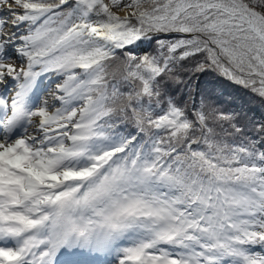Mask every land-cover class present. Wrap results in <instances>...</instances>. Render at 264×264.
Instances as JSON below:
<instances>
[{
    "label": "snow or ice",
    "instance_id": "1",
    "mask_svg": "<svg viewBox=\"0 0 264 264\" xmlns=\"http://www.w3.org/2000/svg\"><path fill=\"white\" fill-rule=\"evenodd\" d=\"M208 71L264 98V0H0V264H264V122Z\"/></svg>",
    "mask_w": 264,
    "mask_h": 264
},
{
    "label": "trees",
    "instance_id": "2",
    "mask_svg": "<svg viewBox=\"0 0 264 264\" xmlns=\"http://www.w3.org/2000/svg\"><path fill=\"white\" fill-rule=\"evenodd\" d=\"M198 75L201 85L208 89L210 95L206 103L212 108L218 112L232 113L240 123L249 126L264 122V98L215 72L208 71Z\"/></svg>",
    "mask_w": 264,
    "mask_h": 264
},
{
    "label": "bare ground",
    "instance_id": "3",
    "mask_svg": "<svg viewBox=\"0 0 264 264\" xmlns=\"http://www.w3.org/2000/svg\"><path fill=\"white\" fill-rule=\"evenodd\" d=\"M119 14H123V13H119Z\"/></svg>",
    "mask_w": 264,
    "mask_h": 264
}]
</instances>
